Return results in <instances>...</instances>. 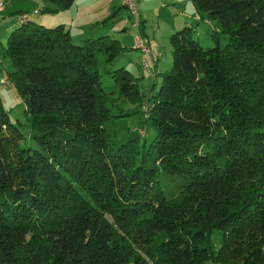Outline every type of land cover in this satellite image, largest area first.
I'll use <instances>...</instances> for the list:
<instances>
[{
  "label": "trees",
  "instance_id": "obj_1",
  "mask_svg": "<svg viewBox=\"0 0 264 264\" xmlns=\"http://www.w3.org/2000/svg\"><path fill=\"white\" fill-rule=\"evenodd\" d=\"M47 1L54 12L73 3ZM191 1L217 21L215 45L201 46L192 24L169 35L141 151L137 137L118 143L105 129L114 116L99 57L125 52L120 40L73 43L62 23L17 19L6 80L31 143L0 97V264H264V0ZM108 73L120 95L141 99L128 68ZM160 170L189 182L166 197Z\"/></svg>",
  "mask_w": 264,
  "mask_h": 264
},
{
  "label": "rangeland",
  "instance_id": "obj_2",
  "mask_svg": "<svg viewBox=\"0 0 264 264\" xmlns=\"http://www.w3.org/2000/svg\"><path fill=\"white\" fill-rule=\"evenodd\" d=\"M0 1V38L1 36L3 37V39H0V97L4 108L8 112L9 119L14 123L20 124L23 134V138L20 141L21 144L28 145L31 141L29 139V126L25 106L12 83L6 80L7 71H11L12 66L9 58L3 53V47L8 33L18 23L17 19H14L17 13L26 12L30 21L45 27L57 25H49L48 23L52 22L57 15H54L56 12L53 11L52 7H49L51 2L47 0ZM172 1H175V3H172ZM124 2V0H98L96 5H101V9L99 15H96V21H90L88 24V21L93 18L90 13L80 17V22L83 25V29L89 30L88 32L92 34L88 35V33L85 38H94L107 34L119 39L120 44L127 48L125 52L117 56L112 62H106L102 56L99 57L98 71L101 84L105 92L108 93L107 107L114 116L113 120L106 123L105 129L111 138L118 141V143L137 137L138 148L141 151L143 145L147 148L154 136L153 126L148 119L144 118L146 103L159 86L160 75L158 73L169 71L171 68L172 56L169 35L183 24L184 17L181 12L185 9L190 10L189 3L191 1L134 0L138 11L136 16L129 14ZM105 6L109 10L107 14L104 13ZM3 9L5 10L3 11ZM112 12L114 13L110 16ZM65 15L69 16L70 12ZM202 15L203 19L200 21L190 19L194 23L195 37L201 46L212 47L215 45V41L211 35L212 29L206 21L208 20L215 30L219 29V25L215 19L206 18L207 16L204 12H202ZM131 23L136 25L132 27ZM135 35L141 39L148 40L147 46L151 51L150 55L141 54L138 49L134 48ZM75 40L76 37H73L72 42L79 43V41ZM218 41L221 45L225 44L227 35L218 34ZM143 57L147 60L148 69L142 66ZM120 66H125L137 77L142 95L140 100H128L117 91L115 82L108 71ZM1 79L5 80V83L1 82ZM121 114L123 115L117 116ZM139 159L140 155L137 157V160ZM158 180L166 197H171L176 195L189 182V177L160 170L158 172Z\"/></svg>",
  "mask_w": 264,
  "mask_h": 264
},
{
  "label": "crops",
  "instance_id": "obj_3",
  "mask_svg": "<svg viewBox=\"0 0 264 264\" xmlns=\"http://www.w3.org/2000/svg\"><path fill=\"white\" fill-rule=\"evenodd\" d=\"M97 2H98V0H85V1L84 0H73V3L71 4V6L69 8L64 9V10L55 11L56 13H54V15H57V17H55L52 20V22H48V23H49V25L60 24V23L64 24L68 28L72 40H73V37H76L77 41H81L86 36L92 35V34H90L88 32L89 30L83 29V25L80 22L81 21L80 17L91 13L93 18H91L88 21V24L90 23V21H96V17H97L96 15H99L100 9H101V5H96ZM163 3H165V2L163 1ZM172 3H175V1H172ZM122 6L124 7V5H122ZM49 7L53 8L54 7L53 3H51L49 5ZM189 8H190V10L185 9L184 11L181 12V14L184 17L183 22H182L183 24L186 23V24H192L193 25L194 23L190 19H192V20L194 19L196 21H200L203 19L202 12H199L196 9V7L192 1H191V3H189ZM4 10L5 9H3V11ZM70 10H72V11H70ZM87 11H88V13H87ZM108 11L109 10H107V7L105 6L104 13L107 14ZM68 12H70V15L69 16L65 15ZM139 13H140V11H139ZM14 19H17L16 15H15ZM28 19H29V16H28ZM76 22H77V24H75ZM43 23H45V22H43ZM73 33H76V34H73ZM0 39H3V37L1 36ZM150 54H151V51H149V53L147 55H150Z\"/></svg>",
  "mask_w": 264,
  "mask_h": 264
},
{
  "label": "built area",
  "instance_id": "obj_4",
  "mask_svg": "<svg viewBox=\"0 0 264 264\" xmlns=\"http://www.w3.org/2000/svg\"><path fill=\"white\" fill-rule=\"evenodd\" d=\"M124 5L127 7L129 14L132 16H136L138 15V11L137 8L135 6L134 0H124ZM0 8H1V4H0ZM29 15L26 12L17 14L16 18L19 20V22H22L24 20L27 19ZM210 27H212V25L209 23V21H206ZM136 24L135 23H131V26L134 27ZM148 40L147 39H141L139 38L137 35H135V39H134V48L138 49L141 54H148L150 49L147 46ZM142 66L146 69H148V63L146 58L142 59ZM1 82L5 83V81L3 79H1ZM141 133H143V131H141Z\"/></svg>",
  "mask_w": 264,
  "mask_h": 264
}]
</instances>
